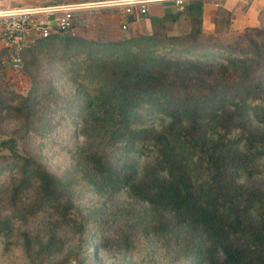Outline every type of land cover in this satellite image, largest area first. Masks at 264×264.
Listing matches in <instances>:
<instances>
[{
  "label": "trees",
  "instance_id": "1",
  "mask_svg": "<svg viewBox=\"0 0 264 264\" xmlns=\"http://www.w3.org/2000/svg\"><path fill=\"white\" fill-rule=\"evenodd\" d=\"M207 2L147 15L148 28L117 41L67 31L34 39L16 62L0 49V121H18L0 138V175L18 179L12 188L0 179V237L12 233V213L2 210L14 212L24 192L36 199L20 219L44 206L66 218L72 208L59 207L67 184L41 161L51 119L42 100L53 86L45 82L43 91L29 76L20 93L5 79L11 65L28 74L43 51L72 86L61 108L83 139L74 160L91 190L107 202L124 193L130 225L174 262L264 264V29L230 30L231 12L217 5L213 30L204 33Z\"/></svg>",
  "mask_w": 264,
  "mask_h": 264
},
{
  "label": "rangeland",
  "instance_id": "2",
  "mask_svg": "<svg viewBox=\"0 0 264 264\" xmlns=\"http://www.w3.org/2000/svg\"><path fill=\"white\" fill-rule=\"evenodd\" d=\"M6 6H9L6 0H0V9ZM99 12L105 11L85 12L83 15L93 18ZM92 22L88 23V29L95 33L96 38L105 40L98 34L99 27ZM143 29L146 28L142 24L138 33ZM126 32L118 30L117 40L128 37ZM48 57L40 51L28 74L19 65L6 67L4 73L6 81L20 93L30 87L29 76L42 84L43 91L45 82L53 86L52 95L42 100L51 119L49 129L41 139V161L45 169L67 184L66 195L59 207L71 203L72 208L65 214L66 218L60 208L44 206L33 215L20 219L18 215L22 207L36 199L34 190L20 194L14 212L7 208L2 210L4 214L12 213V233L9 237H0V264H64L69 258H75L79 264H183L174 262L160 242L144 234L141 228L130 225L132 222L122 212V208L127 206L124 193L107 202L102 193L91 190L81 180L74 154L83 144V139L75 134L77 125L74 117L62 109L67 100L61 99L62 96L66 99L72 97V86L60 75V64H55L59 60L52 61L57 71L50 69L51 66L45 62ZM17 124L15 117L5 115L0 121V138L7 137ZM0 179L7 188L18 182L17 174L9 170L2 172Z\"/></svg>",
  "mask_w": 264,
  "mask_h": 264
},
{
  "label": "built area",
  "instance_id": "3",
  "mask_svg": "<svg viewBox=\"0 0 264 264\" xmlns=\"http://www.w3.org/2000/svg\"><path fill=\"white\" fill-rule=\"evenodd\" d=\"M187 0H54L26 6L0 9V47L10 50L13 62L18 54L36 38L70 31L77 12L110 10L118 12L124 30L128 22L139 21L152 4H168L180 9ZM264 29V23L261 24ZM64 264H78L75 258Z\"/></svg>",
  "mask_w": 264,
  "mask_h": 264
},
{
  "label": "crops",
  "instance_id": "4",
  "mask_svg": "<svg viewBox=\"0 0 264 264\" xmlns=\"http://www.w3.org/2000/svg\"><path fill=\"white\" fill-rule=\"evenodd\" d=\"M54 0H6L9 6H26L33 4H41L51 2ZM217 5H221L232 14L229 29L233 31L242 30L246 26H259L264 23V0H209L205 3L202 18L201 28L204 33H210L214 27V17ZM171 7L168 4H152L148 8V12L139 21L128 22L126 28V36L137 34L140 26L143 24L148 28V20L145 18L147 15H161L166 8ZM172 8V7H171ZM105 12L95 13L96 17H87L83 15L84 12H77L74 16L73 26L70 30V35L82 38L95 39L97 36L92 33L88 28L89 22L96 24L99 27L100 36L105 40H117L116 32L121 30L120 22L123 17L115 11L103 10ZM99 17L98 20H95ZM109 19V20H108ZM108 20V22H106ZM82 22V23H80ZM84 23V25H83ZM82 24V25H81ZM99 36V37H100Z\"/></svg>",
  "mask_w": 264,
  "mask_h": 264
}]
</instances>
